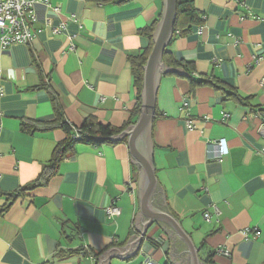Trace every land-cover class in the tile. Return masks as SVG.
Listing matches in <instances>:
<instances>
[{"label":"crops","instance_id":"0c3cea01","mask_svg":"<svg viewBox=\"0 0 264 264\" xmlns=\"http://www.w3.org/2000/svg\"><path fill=\"white\" fill-rule=\"evenodd\" d=\"M161 7V0H36L32 39L0 45V264H98L110 246L140 236L138 168L126 138L76 142L55 170L49 166L67 136L55 102L71 126L129 121L137 88L128 55L148 47L139 30L158 23ZM194 7L202 22L166 46L189 68L164 63L182 74H162L156 88L151 205L176 221L200 261L264 264V0H194ZM188 73L248 99L224 98L208 84L191 89ZM23 122L53 127L27 131ZM220 140L227 152L219 161L210 142ZM110 205L120 210L112 218ZM144 230L132 255L108 264L186 263L184 243L167 224L153 220Z\"/></svg>","mask_w":264,"mask_h":264},{"label":"water","instance_id":"95a60500","mask_svg":"<svg viewBox=\"0 0 264 264\" xmlns=\"http://www.w3.org/2000/svg\"><path fill=\"white\" fill-rule=\"evenodd\" d=\"M161 17L153 31V46L144 65L141 89V108L135 123L124 128L120 133L110 136V141L127 139L130 162L137 165V194L139 212L135 216L134 227L141 234H131L124 245L110 246L100 256L98 264H108V257L130 256L145 234V224L153 220L167 224L183 241L186 249L185 264H207L197 258V249L190 237L178 226L176 221L166 213L151 205V195L156 186L154 166L152 163L151 123L155 112L156 88L159 78L164 73L177 72L179 68L168 67L162 61V54L173 34V24L177 13V0H161Z\"/></svg>","mask_w":264,"mask_h":264},{"label":"trees","instance_id":"16d2710c","mask_svg":"<svg viewBox=\"0 0 264 264\" xmlns=\"http://www.w3.org/2000/svg\"><path fill=\"white\" fill-rule=\"evenodd\" d=\"M201 22L202 20L200 19L199 13L194 7V0H177V13L173 24L172 38L175 37V35L179 36L187 33L192 25L200 24ZM155 25L156 21L150 25L142 27L139 30V33L149 38L148 47L128 55V59L131 65V72L137 88V100L129 121L123 127L114 128L110 125L100 124L93 119H86L80 126H71L66 121L62 120V114L55 102V109L57 111L56 122L59 123L61 127H63L67 136L65 140L62 143L57 144L54 149V154L49 166L51 170L56 169L58 162L64 157L67 150H69L74 143L81 142L85 144L101 145L107 142H115L110 141L108 138L112 135L120 133L124 128L135 122L141 108V89L143 82L144 65L153 46L152 34L155 29ZM162 61L167 65L182 67L186 71L189 68V64L186 62L174 61L171 55L166 51V48L162 54ZM187 78L190 81L191 89H194L196 86L208 84L217 89L223 90L224 98H233L242 104L245 103V101L248 99L247 97L244 98L240 96L235 90L226 91L217 79H195L191 76L190 73H188ZM21 125L22 128L26 129L27 131L40 130L41 127H44L45 129L53 127H47L46 125L42 126L41 124L39 125L36 123L28 124L26 122H23ZM76 134H79L81 138H75ZM123 141H125V139ZM17 194L18 192H16L13 197Z\"/></svg>","mask_w":264,"mask_h":264},{"label":"built area","instance_id":"2783aa9c","mask_svg":"<svg viewBox=\"0 0 264 264\" xmlns=\"http://www.w3.org/2000/svg\"><path fill=\"white\" fill-rule=\"evenodd\" d=\"M41 1L47 3L48 0ZM35 2L36 0H0V45L2 47H7L14 43L26 44L32 39V25L35 21L33 7ZM57 30L58 28H53L54 32ZM222 117L226 118L227 114H224ZM75 138H81V136L76 134ZM210 145L214 146L217 150L213 158L220 161L227 152L225 142L223 140L212 141ZM212 209L215 213H218L216 206H212ZM105 211L107 217L112 218L118 215L120 210L117 206L110 205ZM203 217L209 221L211 218L210 212L205 211ZM249 231L250 229H243L240 233L247 237ZM254 234L257 235L258 232ZM217 252L229 255V251L225 249H218ZM142 264L155 263L147 260Z\"/></svg>","mask_w":264,"mask_h":264}]
</instances>
